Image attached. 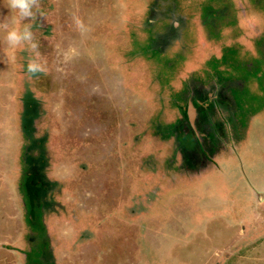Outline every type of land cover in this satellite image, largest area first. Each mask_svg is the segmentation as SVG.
Masks as SVG:
<instances>
[{
	"label": "rangeland",
	"instance_id": "rangeland-1",
	"mask_svg": "<svg viewBox=\"0 0 264 264\" xmlns=\"http://www.w3.org/2000/svg\"><path fill=\"white\" fill-rule=\"evenodd\" d=\"M39 6L45 72L0 28V264H264V0Z\"/></svg>",
	"mask_w": 264,
	"mask_h": 264
},
{
	"label": "clouds",
	"instance_id": "clouds-1",
	"mask_svg": "<svg viewBox=\"0 0 264 264\" xmlns=\"http://www.w3.org/2000/svg\"><path fill=\"white\" fill-rule=\"evenodd\" d=\"M6 4L10 15L8 22L0 25L3 29L2 38L10 51L22 50L31 54L30 58H25L26 62L21 67L26 75L35 77L46 70L34 35L36 18L42 15L39 0H6ZM36 192H33L34 196Z\"/></svg>",
	"mask_w": 264,
	"mask_h": 264
},
{
	"label": "crops",
	"instance_id": "crops-1",
	"mask_svg": "<svg viewBox=\"0 0 264 264\" xmlns=\"http://www.w3.org/2000/svg\"><path fill=\"white\" fill-rule=\"evenodd\" d=\"M241 159V158H240ZM225 162V164L226 165H224L225 167H227V169H231V168H233L234 166H237V164L234 162V160H232V159H230L229 158V160L227 161H224ZM243 160L241 159L240 160V163H242V165H243V167H242V169L244 168L245 170L246 169H249V167L248 166H250V165H247V166H245L244 167V164H243ZM254 167V166H253ZM251 169V168H250ZM219 171V170H218ZM244 171V170H243ZM219 173L221 174V175H224L225 176V173H227L226 171L225 172H221V171H219ZM209 174V173H208ZM204 177H206V176H204ZM224 178V177H223ZM37 219V218H36ZM31 248V250H32V247H30ZM30 248H28V249H30Z\"/></svg>",
	"mask_w": 264,
	"mask_h": 264
},
{
	"label": "flooded vegetation",
	"instance_id": "flooded-vegetation-1",
	"mask_svg": "<svg viewBox=\"0 0 264 264\" xmlns=\"http://www.w3.org/2000/svg\"><path fill=\"white\" fill-rule=\"evenodd\" d=\"M204 98H206V97H203V98H202V99H203L202 102L206 104ZM196 125H197V126H196V129H195L196 134H200V135H202V130H201L200 127H198V123H196ZM196 134H195V136L192 135L193 137H195V139H196ZM203 136L206 137V135H204V134H203ZM187 141L189 142V140H187ZM206 143H207V147L209 146L208 149L211 150V149H210V148H211V145L209 144V143H210L209 138L207 139V142H206ZM198 156H199V155H198Z\"/></svg>",
	"mask_w": 264,
	"mask_h": 264
},
{
	"label": "trees",
	"instance_id": "trees-1",
	"mask_svg": "<svg viewBox=\"0 0 264 264\" xmlns=\"http://www.w3.org/2000/svg\"><path fill=\"white\" fill-rule=\"evenodd\" d=\"M243 158L245 159V158H247V157H245V156L243 155ZM245 160H246V159H245ZM192 172H194V171H192ZM36 259H37L38 261H41L40 255H38V257H36Z\"/></svg>",
	"mask_w": 264,
	"mask_h": 264
},
{
	"label": "water",
	"instance_id": "water-1",
	"mask_svg": "<svg viewBox=\"0 0 264 264\" xmlns=\"http://www.w3.org/2000/svg\"><path fill=\"white\" fill-rule=\"evenodd\" d=\"M191 111L193 110L192 108L190 109ZM191 114V113H190ZM192 115V114H191Z\"/></svg>",
	"mask_w": 264,
	"mask_h": 264
}]
</instances>
